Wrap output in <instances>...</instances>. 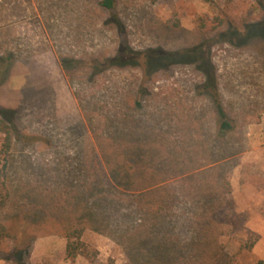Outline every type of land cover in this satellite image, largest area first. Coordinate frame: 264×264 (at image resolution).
<instances>
[{"label": "rangeland", "instance_id": "rangeland-1", "mask_svg": "<svg viewBox=\"0 0 264 264\" xmlns=\"http://www.w3.org/2000/svg\"><path fill=\"white\" fill-rule=\"evenodd\" d=\"M99 1L0 0V112L12 131L9 143L0 133V264H16L24 227L21 264L264 262V40L226 36L264 23V0H115L121 27ZM196 48L194 62L152 72L129 54ZM131 122L163 146L155 221L138 209L139 185L104 178L100 149ZM61 191L87 193L109 227L85 230L75 257L54 209ZM39 196L53 198L45 215ZM120 228L147 248L125 245Z\"/></svg>", "mask_w": 264, "mask_h": 264}, {"label": "trees", "instance_id": "trees-1", "mask_svg": "<svg viewBox=\"0 0 264 264\" xmlns=\"http://www.w3.org/2000/svg\"><path fill=\"white\" fill-rule=\"evenodd\" d=\"M99 6L104 11L109 12L112 15V22L121 27L119 19L114 15L116 9L115 0H100ZM226 36H231L239 40H248L251 37L262 38L264 40V23H253L244 26V32L240 34L237 30L229 29ZM134 64L137 61L142 60L144 63L145 72H152L157 68H162L167 64L194 62L198 58H201L202 53L199 48L191 51H183L180 53H165L161 51H151L146 54H135L130 52ZM2 60V58H0ZM9 67L6 69V76L8 75ZM3 82V81H2ZM207 88H213V93L210 94L213 100L216 114L219 119V130L221 132H230L233 129L232 124L227 121V115L222 108L219 95L215 91L212 84H209ZM0 133L5 135L7 143L11 141L12 131L11 127L4 123L5 112H0ZM127 123V121H125ZM150 134L139 123H130V126H125V129L118 134L119 144L113 143L108 145L107 148H101L100 153L105 162L106 173L104 178L106 181L115 185L117 189H128L131 186H138L143 191L138 195L140 200L138 202V209L144 217H150V220L155 221L160 219L161 212L166 204V199L161 197L159 191L163 188L160 183H153L155 176L150 175V172L157 170L156 161L162 156V142L156 137L152 140ZM112 180V181H110ZM150 184L156 186L157 192H154L149 187ZM155 193V194H154ZM37 199V201L35 200ZM37 206L42 209L43 214H47L49 206L53 203L52 197L39 196L35 197ZM90 196L87 193H67L61 191L55 197L57 218L67 223L65 227V235L67 238L66 253L68 257H75L80 254L78 248L83 246L80 242L81 234L85 230H92L94 232L105 234L108 226H105L103 220L97 215L96 211L89 205L88 201ZM67 214V218L66 215ZM43 215V216H44ZM66 218V219H65ZM146 225V224H144ZM156 226V223L151 225L150 228L145 227L146 231L151 230ZM72 230V231H71ZM122 242L129 246L134 251L144 250L149 243V237L142 238V236L133 237L131 231H124L119 229ZM25 227L21 230V240L15 245L13 255L16 264H21L23 256L27 255L33 239L24 236ZM124 233V234H123ZM72 240H75L72 242ZM130 250V249H129ZM83 254V253H82ZM86 257V255H85ZM256 264H264L263 261H259Z\"/></svg>", "mask_w": 264, "mask_h": 264}]
</instances>
